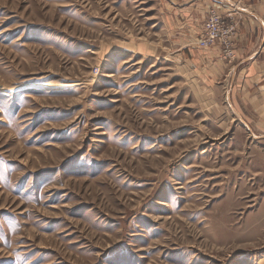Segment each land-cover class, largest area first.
<instances>
[{
  "label": "rangeland",
  "instance_id": "1",
  "mask_svg": "<svg viewBox=\"0 0 264 264\" xmlns=\"http://www.w3.org/2000/svg\"><path fill=\"white\" fill-rule=\"evenodd\" d=\"M182 5L0 0V264L264 260V128L198 62L240 23Z\"/></svg>",
  "mask_w": 264,
  "mask_h": 264
},
{
  "label": "crops",
  "instance_id": "2",
  "mask_svg": "<svg viewBox=\"0 0 264 264\" xmlns=\"http://www.w3.org/2000/svg\"><path fill=\"white\" fill-rule=\"evenodd\" d=\"M177 1L186 10L197 7L201 16L213 3L221 7L223 14L239 21L235 59L230 63L223 62L219 58L220 50L214 47L199 50L198 62L204 65L203 70L208 68L213 71L209 73L223 75L229 82L235 101L248 111L257 126L264 128V0ZM189 22L192 23L191 20Z\"/></svg>",
  "mask_w": 264,
  "mask_h": 264
},
{
  "label": "built area",
  "instance_id": "3",
  "mask_svg": "<svg viewBox=\"0 0 264 264\" xmlns=\"http://www.w3.org/2000/svg\"><path fill=\"white\" fill-rule=\"evenodd\" d=\"M221 7L219 5L213 4L212 7L209 8L207 14V20L204 23V31L205 37L202 41V44H206L207 42H214L216 40L223 42V50L226 53H230V44L227 40L228 34L234 30V25L236 23L229 22L223 16L224 14L220 11ZM230 12H233L232 10ZM223 14V15H222ZM226 17H230L225 15Z\"/></svg>",
  "mask_w": 264,
  "mask_h": 264
},
{
  "label": "bare ground",
  "instance_id": "4",
  "mask_svg": "<svg viewBox=\"0 0 264 264\" xmlns=\"http://www.w3.org/2000/svg\"><path fill=\"white\" fill-rule=\"evenodd\" d=\"M46 84V83H45ZM44 84V85H45ZM257 264H264V260L262 259V260H259L258 262H257Z\"/></svg>",
  "mask_w": 264,
  "mask_h": 264
}]
</instances>
